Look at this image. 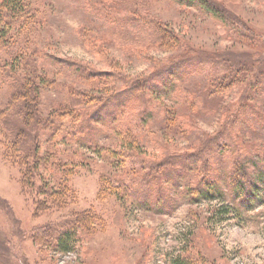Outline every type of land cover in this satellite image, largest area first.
I'll return each mask as SVG.
<instances>
[{
  "label": "rangeland",
  "instance_id": "374dc122",
  "mask_svg": "<svg viewBox=\"0 0 264 264\" xmlns=\"http://www.w3.org/2000/svg\"><path fill=\"white\" fill-rule=\"evenodd\" d=\"M23 1L0 41V107L30 72L44 107L63 98L54 84L92 99L78 140L38 130L28 186L0 124V264H264V0ZM198 150L162 191L140 166ZM64 229L69 253L54 248Z\"/></svg>",
  "mask_w": 264,
  "mask_h": 264
},
{
  "label": "trees",
  "instance_id": "16d2710c",
  "mask_svg": "<svg viewBox=\"0 0 264 264\" xmlns=\"http://www.w3.org/2000/svg\"><path fill=\"white\" fill-rule=\"evenodd\" d=\"M178 1L185 2L188 0H178ZM192 1L193 0H189L188 2H192ZM204 2H206V0ZM25 8L26 5H24L23 0H0V41L4 40V38L6 37L10 25H16L19 23V20L22 19L23 17V12L25 11ZM213 10L215 9L213 8ZM107 18H109V16H107ZM140 19L141 18L138 17V15L136 14L133 18L129 19V21L134 22L136 24V28L138 29L140 24L139 22H137V20ZM159 28L160 26L158 25L153 26L154 30L159 31L160 30ZM137 33L139 34L138 30ZM123 34L124 31L121 32L120 36H123ZM159 35H160V31H159ZM173 39L175 38L173 37ZM159 43L160 45H163L165 43L161 35L159 38ZM30 58L28 57L26 59L25 57L24 58L21 57V61H22L21 66H24L25 69L29 71H30L28 64L29 62L27 61H29ZM34 62L35 61H33V63ZM57 62L60 63L62 61H57ZM37 64H38V59L35 62V65ZM30 75L31 72L27 76L26 74H24L22 76L23 78L10 77L11 83L8 84V86L6 84V87L8 89L6 93V100L3 106L0 107V121H1L0 124L2 125V127L4 128L7 134L10 145V151L12 155H16L14 159L16 160L19 167H24V170H22V183L24 185H27L28 181H30L29 182L30 185L32 184L30 180V174L31 171H33L34 169L36 170V162H32L33 167L30 168L28 165V159L33 158V160L35 161L39 157L38 154L39 147L38 145L33 146V150H32L31 149L32 146L30 148L28 145L36 141V139L38 138V130L42 128L49 129L52 134L54 133V131L56 133L63 131L60 137H62L64 141L67 139L68 140L76 139L80 134L84 132V125L86 126V122L84 121L83 123L79 122L81 116L80 110H82V105L86 100L89 101L92 99V97L87 95V93H76L75 90L68 92L66 87L64 86L59 87V84H54V87H56L58 92L62 94L63 98L59 99L58 101H53V102L51 101L48 103L47 106L44 107V105H42L40 101L41 94H39V87L42 88L43 86H45L46 81L43 77H37L36 78L37 80L35 82V80H31L29 78ZM105 75L106 74L104 73V75L102 76ZM90 76L92 75H86L84 79L90 80L91 79ZM100 76H98L96 80H98ZM92 80L94 79L92 78ZM91 82L93 83L92 85H94L95 87L98 84L97 82L94 81ZM136 86L137 84L134 87ZM153 86L157 87L156 85H153L150 82V79H148L145 80L142 85H140V87H142V89L140 90L149 91V89L151 90ZM137 90L139 89H132L130 92L133 93V91H137ZM122 94L123 92L119 91L117 94H114L106 98L104 102L99 106L102 105L104 106L108 102L114 101L115 99L116 102H122L123 101ZM87 129H88V125L85 128V130ZM128 131H129L128 129H121L119 133L127 132L126 134H128ZM121 143H127V145L129 146H133L134 141L132 138L130 139L126 137V139L124 138L123 140H121ZM215 146L217 148H221L222 146L223 148L229 147V145L225 143V141L223 143L217 141ZM131 148L132 147H128V149ZM195 153L196 154L189 153V154L178 155L177 157H170V158L168 157L167 159L162 161L165 166L162 169H160V164H162V162L159 163V166L157 164H153L148 167L142 164L140 166L146 168L145 171H147V173L145 175L147 178H150L152 180H154L155 178L154 180L155 182L159 181V188L162 191L165 188V181H166L164 180V176H169V178H171L170 176H173L177 171L182 173L188 172V170H185V168H187L185 166L187 163L192 162L194 164L199 162L198 160L201 159L200 157H202L203 151L198 150ZM153 169L155 170L154 172ZM150 171H152L153 173H150ZM207 180L209 179L204 178L203 182ZM207 185L208 183L201 184L200 185L201 187L198 188L195 194L199 195L200 197H207V198L212 197V195L210 194L211 188L210 186ZM239 185L240 183H238L234 188L236 193L237 190L239 189ZM193 189H191L190 191L192 192ZM50 191L51 190H49V192ZM44 194L45 195L47 194L49 198L52 197V195H49L46 192ZM57 196H59V194H57ZM197 198L199 197L197 196ZM53 241H54V248L56 250H59L60 252H64V253H69L72 251L71 244L74 241V233H72V231L68 229H64L63 231L57 233L55 237L53 236ZM168 264H202V263L196 260H192V258L188 256H176L173 257Z\"/></svg>",
  "mask_w": 264,
  "mask_h": 264
}]
</instances>
